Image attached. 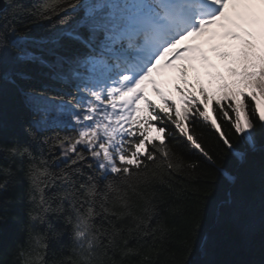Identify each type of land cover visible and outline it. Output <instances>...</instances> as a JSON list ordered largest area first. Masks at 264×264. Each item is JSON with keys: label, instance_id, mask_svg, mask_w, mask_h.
I'll list each match as a JSON object with an SVG mask.
<instances>
[{"label": "snow or ice", "instance_id": "snow-or-ice-1", "mask_svg": "<svg viewBox=\"0 0 264 264\" xmlns=\"http://www.w3.org/2000/svg\"><path fill=\"white\" fill-rule=\"evenodd\" d=\"M5 3L0 94L6 84L30 79L17 70L29 65L70 90L56 96L51 87L19 89L35 118L24 128L23 143L16 136L0 139V264H19L20 256L23 264H49L50 244L69 230L72 255L51 264H155L163 244L145 247L139 241H164L176 229L149 227L155 200L162 199L154 186L198 167L186 165L169 138L181 136L178 144L220 171L223 155L247 162L259 154L264 174V0H44L36 11L22 0ZM210 53L225 62L231 82L213 71L218 65ZM6 57L13 67L5 68ZM201 68L221 81L214 91L200 82ZM165 69L179 73L182 83L175 89L183 109L158 86L155 77ZM190 71L197 74L195 83ZM149 83L163 104L149 98ZM210 105L227 129L210 114ZM189 115L192 131L183 123ZM201 117L210 122L217 148L194 135ZM61 123H70L74 135L37 136ZM234 137L243 150L237 151ZM101 180H107L104 191ZM202 191L212 196L210 186ZM25 199L26 220L15 211ZM169 215L185 217L182 243L203 225L199 206L187 216L173 207ZM14 232L27 233L30 252L20 251ZM259 234L261 258L243 264H264V191ZM187 247L193 255L192 245ZM181 264L194 262L185 258Z\"/></svg>", "mask_w": 264, "mask_h": 264}, {"label": "trees", "instance_id": "trees-1", "mask_svg": "<svg viewBox=\"0 0 264 264\" xmlns=\"http://www.w3.org/2000/svg\"><path fill=\"white\" fill-rule=\"evenodd\" d=\"M5 2V0H4ZM25 6L33 11L44 2V0H22ZM8 11L6 3L2 9ZM45 24L47 22H44ZM34 31L38 30L37 25L31 26ZM13 64L9 57L5 58V68H11ZM18 71L30 76L27 80H17L16 86L6 84L2 94H0V139L7 140L12 136H16L23 143L28 138L24 135V128L30 125L35 118L31 112L24 95L19 90L21 87L29 86L36 89L51 87L50 95H63L65 91L70 90L63 84L52 85L46 75V70L39 69L35 66H18ZM204 72V69H202ZM173 78H168L167 74L161 78L156 75L158 86L170 95L183 109V103L180 101V92L176 91L175 81L179 77V73L173 71ZM228 77L227 72L224 73ZM170 79V80H169ZM231 77H228L231 82ZM217 83L221 81L217 79ZM148 96L156 104H163L161 98L153 90L152 84H148ZM218 88L217 86H212ZM212 87H208L209 89ZM142 107H146L142 104ZM209 111L211 115L221 124L224 129L228 128V124L224 123L218 115H216L214 105H210ZM146 112H142L141 116H146ZM192 116L189 115L184 124L189 126L192 131ZM209 121L199 118L195 123L194 135L200 138V142L212 148H217L216 136L212 129L208 126ZM64 129V130H61ZM59 132L61 136H71L74 133L71 125L56 126L55 131L45 128L38 132L39 138L52 137ZM259 136V133H258ZM170 139V147L174 149L177 156L183 159L187 164L196 163V170H190L183 174L177 173L175 178L169 180L168 183H157L154 186L156 199L157 214L153 216L149 227L155 228L157 225L176 229L175 232L168 235L164 241L153 242L151 237H145L139 241L145 247H160L161 255L155 257V264H181L185 258L192 259L194 264H243L246 261L259 260L260 254V234H259V211L261 205L262 191H264V174H262V162L259 154L254 155L251 160L245 162L237 159L232 155H223L218 160L217 169H209L199 160V154L195 153L187 144L177 143L182 141L181 136H175ZM233 143L237 147V151L244 149L242 140L233 138ZM24 146H28L27 143ZM219 151V149H217ZM35 155L39 156L36 151ZM47 158V155H45ZM38 163V161H37ZM59 164V167H63ZM53 170L58 171L59 168L53 165ZM86 172L88 171L85 167ZM167 179V178H166ZM107 180L100 181V190L104 191V185ZM24 187L27 188L28 181H23ZM210 186L212 196L208 197L202 191ZM155 199V198H154ZM173 201L175 203H173ZM196 206L201 207L203 211V225L191 240L185 243L186 233L182 227L185 222L183 216L169 215V210L173 207H179L185 216L194 210ZM28 201L25 199L21 203V207L15 211L23 213L24 219H27ZM127 219V218H126ZM188 219H191L188 216ZM99 222V218H97ZM107 224V221L104 222ZM18 235L21 245L20 251L25 254L31 251L28 235L26 232L13 233V238ZM187 235H190L188 233ZM133 246L137 245V240L130 241ZM191 244L194 254L190 255L188 245ZM72 239L70 230L58 242H52L47 252L46 259L49 264L53 259H59L72 255L71 251ZM23 256L19 257V264H23ZM138 261V258H134Z\"/></svg>", "mask_w": 264, "mask_h": 264}, {"label": "rangeland", "instance_id": "rangeland-1", "mask_svg": "<svg viewBox=\"0 0 264 264\" xmlns=\"http://www.w3.org/2000/svg\"><path fill=\"white\" fill-rule=\"evenodd\" d=\"M257 7H259V6H257ZM212 58H213V62L216 63V64L218 65V69H215V70H213V71H219V72H223V73H225V72H226V69H225V62L222 61V60H220V59L216 56V54L213 55ZM196 75H197V74H196L195 72H192V71L189 72V80H190L191 83H195V82H196ZM199 76H200V82L203 83L204 86L207 87V88H208V87H212V86H217V85H219V84L217 83V79L214 80V78H213L212 76H209V75L206 73L205 70H204V75L201 74V73H199ZM177 83H182V81L180 80V77H179ZM215 89H216V88L212 87V88H210L209 90H210V91H214ZM198 94H199V93H198ZM209 112H210V111H209ZM64 125H71V124H70V123H67V124H65V123H61V124L58 125V126H64ZM153 135H155V133H153Z\"/></svg>", "mask_w": 264, "mask_h": 264}, {"label": "water", "instance_id": "water-1", "mask_svg": "<svg viewBox=\"0 0 264 264\" xmlns=\"http://www.w3.org/2000/svg\"><path fill=\"white\" fill-rule=\"evenodd\" d=\"M4 5H5V2H4V0H0V10H2V9H3Z\"/></svg>", "mask_w": 264, "mask_h": 264}]
</instances>
